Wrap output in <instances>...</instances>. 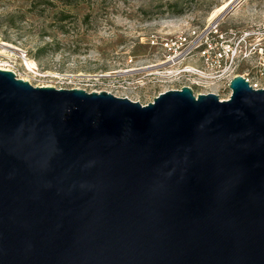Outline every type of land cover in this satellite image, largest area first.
Listing matches in <instances>:
<instances>
[{
	"label": "water",
	"instance_id": "obj_1",
	"mask_svg": "<svg viewBox=\"0 0 264 264\" xmlns=\"http://www.w3.org/2000/svg\"><path fill=\"white\" fill-rule=\"evenodd\" d=\"M229 90L142 106L0 70V264H264V89Z\"/></svg>",
	"mask_w": 264,
	"mask_h": 264
},
{
	"label": "rangeland",
	"instance_id": "obj_2",
	"mask_svg": "<svg viewBox=\"0 0 264 264\" xmlns=\"http://www.w3.org/2000/svg\"><path fill=\"white\" fill-rule=\"evenodd\" d=\"M223 7L215 20L224 28L264 27V0H0V69L33 87L146 106L173 84L156 67L164 40L215 21Z\"/></svg>",
	"mask_w": 264,
	"mask_h": 264
},
{
	"label": "built area",
	"instance_id": "obj_3",
	"mask_svg": "<svg viewBox=\"0 0 264 264\" xmlns=\"http://www.w3.org/2000/svg\"><path fill=\"white\" fill-rule=\"evenodd\" d=\"M161 48L166 55L156 65L158 72L183 77L179 88L199 87L195 97L213 94L227 101L220 99L219 92L231 95L229 84L236 77L255 91L264 89V27L224 28L215 20L181 30L164 40Z\"/></svg>",
	"mask_w": 264,
	"mask_h": 264
},
{
	"label": "flooded vegetation",
	"instance_id": "obj_4",
	"mask_svg": "<svg viewBox=\"0 0 264 264\" xmlns=\"http://www.w3.org/2000/svg\"><path fill=\"white\" fill-rule=\"evenodd\" d=\"M171 78V82L173 83L170 88L168 90H166L165 92H168V91H179L181 90L182 88H179L180 87V82L183 80V77H182V80H180L179 78L177 77H170ZM184 88V87H183ZM187 89L190 90V92L193 94V96H195L199 91V87L197 86H194V87H185ZM198 96V95H197Z\"/></svg>",
	"mask_w": 264,
	"mask_h": 264
},
{
	"label": "bare ground",
	"instance_id": "obj_5",
	"mask_svg": "<svg viewBox=\"0 0 264 264\" xmlns=\"http://www.w3.org/2000/svg\"><path fill=\"white\" fill-rule=\"evenodd\" d=\"M225 9V7L221 8L220 10H218L217 12L214 13V15H212V20L217 19V17L219 16V14H221L223 12V10ZM29 68L32 66L31 64H26ZM0 70H5L4 68L0 69ZM7 71V70H6Z\"/></svg>",
	"mask_w": 264,
	"mask_h": 264
},
{
	"label": "trees",
	"instance_id": "obj_6",
	"mask_svg": "<svg viewBox=\"0 0 264 264\" xmlns=\"http://www.w3.org/2000/svg\"><path fill=\"white\" fill-rule=\"evenodd\" d=\"M69 18V15H67L66 13H64V12H61L60 13V22H63V21H65V20H67Z\"/></svg>",
	"mask_w": 264,
	"mask_h": 264
}]
</instances>
